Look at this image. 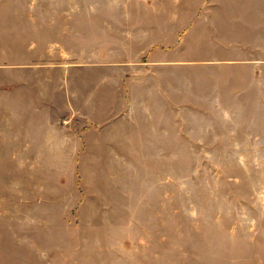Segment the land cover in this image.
Returning <instances> with one entry per match:
<instances>
[{"label": "rangeland", "instance_id": "obj_1", "mask_svg": "<svg viewBox=\"0 0 264 264\" xmlns=\"http://www.w3.org/2000/svg\"><path fill=\"white\" fill-rule=\"evenodd\" d=\"M74 1L0 0V74L9 86L0 91L13 90V77L85 72L79 67L96 54H138L93 53L49 39ZM186 21L183 12L177 44L169 46L180 50V75ZM18 87L22 93L26 86ZM53 135L64 145L55 146L61 141L54 136L33 147L19 132L0 137V264H264V213L240 202L252 197L228 195L235 182L191 177L186 142L141 149L98 146L81 131Z\"/></svg>", "mask_w": 264, "mask_h": 264}, {"label": "crops", "instance_id": "obj_2", "mask_svg": "<svg viewBox=\"0 0 264 264\" xmlns=\"http://www.w3.org/2000/svg\"><path fill=\"white\" fill-rule=\"evenodd\" d=\"M74 4L53 25L54 43L138 54H96L79 67L87 71H65L59 80L44 74V83L35 74L13 77L7 84L13 90L0 91V137L19 132L33 147L73 130L90 133L98 146L163 150L184 141L191 177L235 182L237 191L228 195L237 202L240 192L252 197L240 202L264 213V0ZM183 12L186 75L179 72V48L169 47L177 44L172 37ZM4 81L0 74V89L9 87ZM19 84L26 86L22 93ZM54 139L61 141L55 146L66 141Z\"/></svg>", "mask_w": 264, "mask_h": 264}]
</instances>
